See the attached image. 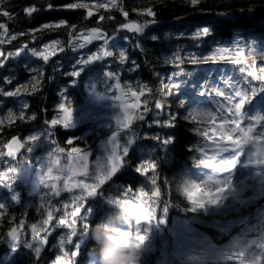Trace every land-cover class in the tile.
<instances>
[{"label": "trees", "instance_id": "obj_1", "mask_svg": "<svg viewBox=\"0 0 264 264\" xmlns=\"http://www.w3.org/2000/svg\"><path fill=\"white\" fill-rule=\"evenodd\" d=\"M76 2L7 0L3 6L15 14V19L7 21L0 15V22L9 24V33L0 37V51L5 56L17 52H22V55L0 66V88L8 91L21 84L26 87L21 95L0 94V119L4 121L0 124V152L6 153L5 145L12 136L21 139L22 149L14 160L9 155L0 154V169L4 170L12 161L14 164L32 161L33 153L37 154L35 145L39 142H51L63 154L66 148L71 149L67 155L91 152L95 156L100 145L120 131L113 120L85 122L72 129L65 128L61 120L48 124V120L60 115L58 106L64 108L65 100L74 108L83 105L85 87L93 74L99 73L101 85L109 80V72L118 77L125 89L126 83L131 82L137 90L132 94L139 97L140 103L147 105L143 111L148 118L145 119L140 108L137 110L128 127L134 142L121 153L125 170L112 176L101 186L96 198L87 202V209L77 220L73 240H61L63 236L59 239L64 232L57 228L55 220L51 222L55 231L47 237L42 250L29 247L34 245L32 235L36 232L33 229L41 223L37 209L31 205L33 201L26 196L23 199L29 206H17L9 192H1L4 221L0 224V262L2 256L9 252L6 240L18 227L21 243L5 264H159L158 251L137 253L132 250L118 256L112 254L107 224L116 222L124 194L140 192L158 196L166 213V233L173 229L175 223L190 222L216 245L229 243L238 233V228L223 234L199 221L249 218L264 207V197L237 211L219 214L205 213L191 201L190 173L206 165V152L195 125L185 116L190 100L200 96L196 89L207 85L209 79H215L216 73L225 66L210 53L216 55L225 49L243 51L248 54L246 59L251 67L254 62L264 65V0H111L112 7L123 10L128 18L119 10H96L95 3L108 0H85L93 7L91 18L87 17L86 9L62 7ZM49 3L54 7L48 9ZM29 5H35L37 10L27 13L26 6ZM145 11L149 15H145ZM100 13L112 15L115 19L99 22L95 17ZM61 19L77 24L78 29L102 23L108 28L104 33L107 43L100 41L80 48L69 42L72 37L68 26L41 28L42 25L57 24ZM130 24L149 25L150 28L140 35L126 30ZM93 30L100 32L98 28ZM53 40L61 41L62 50L46 59L44 46ZM95 53L100 55L91 60ZM77 71L79 75H72ZM5 77L11 83H6ZM27 85L36 91L28 94ZM144 85L153 93L141 101L147 90L139 91V86ZM28 104L29 108L25 109ZM9 110L17 115L25 111L24 119L9 122ZM33 114L35 118L29 119ZM29 137L35 138L29 140ZM121 142L126 145L127 139L122 138ZM234 179L237 188L250 185L245 195L257 186L252 185L247 173L237 174ZM57 202L55 208H60ZM11 217H15L18 225L10 223ZM40 229L38 234L44 235L46 230Z\"/></svg>", "mask_w": 264, "mask_h": 264}, {"label": "rangeland", "instance_id": "obj_2", "mask_svg": "<svg viewBox=\"0 0 264 264\" xmlns=\"http://www.w3.org/2000/svg\"><path fill=\"white\" fill-rule=\"evenodd\" d=\"M226 17L233 18L232 15ZM149 28V25L130 24L126 30L143 35ZM89 35L97 39L86 46L100 41L107 43L104 35H100L96 30L91 31ZM213 53L210 55L218 59V62H224L225 66L216 73L218 75L215 79H209L206 81L207 85L201 84L202 86L196 89L200 96L190 100V109L185 118L195 124L206 152V165L199 167V171L190 173L191 201L205 213L219 214L237 211L249 202L259 201L264 197V153L260 151L264 150V65L254 62L251 67L246 59L249 56L243 51L225 49L216 55ZM241 53L243 55H239ZM20 55L22 52L0 59L15 60ZM107 75L109 80L101 85L99 73L93 74L85 87L86 98L83 105L71 108V121L61 120L67 129L85 122L105 120H113L121 128L118 133L100 145L95 156H92L91 168L86 176L80 177L79 180L71 179L67 165L72 155L57 152V148L51 142L37 143L35 145L37 154L33 153L32 161L26 160L21 164H14L15 161H12L11 165L6 166L15 169L14 178L0 183V193L9 192L17 206L23 204L25 207L28 202L23 197L27 196L33 201L31 205L37 209L40 216V225L33 229V232H36L32 235L34 245L29 246L35 250L41 251L47 237L54 233L55 225L50 223L54 216L57 228L64 232L59 239L63 236L61 240L67 238L73 240L82 209H87V202L96 198L101 186L112 177L114 157L123 158L122 151H127L134 142L133 134L128 127L140 108L139 97L132 94L135 96V102L128 105L132 110L126 112L119 99L122 95L121 89L116 87L118 77L110 75V72ZM123 98L132 102L130 96L124 95ZM61 110L64 113L69 111L66 105ZM60 115L62 116V113ZM69 123L71 126L67 127ZM237 130L240 135L232 139L228 133ZM221 132L224 135H220ZM217 136L220 138L216 139ZM242 136L245 137V141L239 144ZM122 138L127 139L126 145L121 142ZM226 138L232 140V143H226ZM113 139L118 141V149L111 147L110 142ZM21 152L22 149H17L9 156L14 160ZM81 153L77 152L76 155ZM233 160L235 163L231 169L217 168L219 164ZM0 172L3 170L0 169ZM101 173H104V178H100ZM240 173H247L252 185L257 184L249 195L245 194L250 185L240 188L235 185L234 176ZM92 184L96 187H91ZM198 185L217 186L216 192L223 187L227 192L225 202L219 207L211 204L213 198L219 202L224 193H221V196H215L214 192H204L201 195ZM73 189L76 196L71 204H68ZM122 198L116 222L107 224L113 255L118 256L132 250L137 253L158 251L161 261L159 264H186L204 256L220 258H208L202 264H264V207L249 218L199 221L200 224H207L223 234L238 228V233L229 243L216 245L190 222L175 223L172 230H167L170 232V236H167L166 213L161 208L157 195L147 196L140 192L124 194ZM56 201L58 206L63 204V212L59 211L60 208H55ZM1 209L2 207L0 212ZM144 218L147 220L144 221ZM40 227L46 230L44 235L38 234ZM19 233L18 227L11 231L12 237L5 242L9 252L2 256L0 264H5L10 255L15 253L21 243Z\"/></svg>", "mask_w": 264, "mask_h": 264}, {"label": "snow or ice", "instance_id": "obj_3", "mask_svg": "<svg viewBox=\"0 0 264 264\" xmlns=\"http://www.w3.org/2000/svg\"><path fill=\"white\" fill-rule=\"evenodd\" d=\"M6 3H7V0H0V15H2L4 18H6L7 21H13L15 19V14L12 11H10L9 9L3 7ZM53 7H54L53 4H50V3L47 4V8L48 9L53 8ZM62 7L66 8V9H86L87 10V17H89V18L93 17V7H91L88 2H85V0H77L76 3H68L66 5H63ZM95 8H96L97 11H99L100 9H115V10L121 11V14L124 15V11L123 10H121L119 8L112 7L111 0H108V2L95 3ZM36 10H37V7L35 5L26 6V12L27 13H31V12H34ZM137 11H139V10H137ZM144 14L145 15H149V13L147 11H145ZM153 14L154 13L152 11L151 15H153ZM95 18L99 22H104L106 19H115L114 16H112V15L111 16H108V15L106 16L103 13H100ZM125 18H128V17L125 16ZM99 22L95 26L82 27V28L78 29L77 24H69V21H67L65 19H61V20H59V22L57 24L42 25L41 28L42 29L43 28H53V27H59L61 25L68 26L69 30L71 31V37H72V39L69 42H74V43L77 44L78 47L83 48L87 44H89L91 42H94L97 39V38H93V37H91L89 35L93 28H98L100 30V35H104V33L108 32V28L106 26H103V24L99 23ZM8 33H9V24L7 22H0V37H4V36H6L5 34H8ZM12 35L14 36L15 34L13 33ZM85 37H87V39H85ZM105 39H107V37H105ZM59 50H62L61 41L60 40H53V41H50L48 43V45L44 46L43 55L45 56L46 59H50V57L56 55L57 51H59ZM99 55H100V53H95V54L91 55V60H96ZM239 55H243V54L241 53ZM4 56H5V53L3 51H0V57H4ZM121 59H123V57H121ZM4 63H5V60L4 59H0V66H2ZM72 75L77 76V75H79V72L78 71L77 72H73ZM110 75H115V74L114 73H110ZM37 79H39V77H37ZM5 82L6 83H11V81L9 80L8 77H5ZM117 82L118 83L116 84V87L121 89V92H122V95H121V97H119V99H121V102L124 105L125 111L126 112L131 111L132 109H130L128 107V105L135 102V96L132 95V92H135L137 90H136V88H134L132 86L131 82L126 83L127 84V89H125L122 86V84L120 83L119 80H117ZM40 83H41V80H40ZM39 84H37V85H39ZM37 85H36V87H37ZM25 87H26L25 85L21 84V85H17L15 87V89L8 90V91H4V89L0 88V94L6 95V96L21 95L22 93H25ZM27 87L29 88V91L27 92L28 94L34 93L36 91V89L34 91L31 90V85H27ZM142 89L147 90L145 92V95L141 96V101H144L146 96L149 95V94H152L153 91H152V89L148 88L147 85H144L143 87L139 86V91L142 90ZM124 95H127L128 97L130 96L132 102H129V100L125 101L124 98H123ZM63 104L67 106V108L69 110L68 113H64L61 110L60 106H58V109L60 110V113H62V116L59 115L56 118H52V119L48 120V124L51 125V121H53V120L68 119L69 121H71V119H72V117H71V108H72L71 104H69L66 100H65V102ZM152 104L155 105V101L154 100L152 101ZM146 107H147V105H145L142 102L141 105H140L139 111L144 116H145V113H144L143 110ZM28 108H29V104L25 106V109H28ZM149 111H147V112H149ZM14 116H15V118H13ZM24 117H25V111L21 115L14 114L12 112V110L8 111V120H9V122H11L13 119H17V118L18 119H24ZM30 118L34 119L35 118V114H33L32 117H29V119ZM146 118H148V117L145 116V119ZM191 119H192V117H191ZM3 123H4L3 119H0V124H3ZM70 126H71V123H69L67 125V127H70ZM232 127H234V125ZM217 131L219 132V129ZM228 134L232 137V139H235L236 136L240 135V132H239V130H237L236 132H229ZM209 135H211V133H209ZM220 135H224V133L221 132ZM34 138L35 137H29L28 139L29 140H34ZM219 138H220L219 136L216 137V139H219ZM20 140L21 139L19 137L12 136L11 139L9 140L10 143L8 141L7 144L5 145V147L7 149L6 153L5 152H0V154L10 155L11 152H15L17 149H21ZM244 141H245V137L242 136L241 137V141L239 142V144H242ZM225 142L228 143V144H231L232 140L226 138ZM69 143H71V141H69ZM78 151H82V150L78 149ZM57 152H59V149H57ZM69 152H71V149L70 150H68L66 148L64 149V153L66 155ZM71 158H72V163L67 165V169H68V172L70 173L71 179L79 180L80 177L86 176L87 173H88L89 165L85 169L79 168L76 165V159H77L76 154L72 153V157ZM85 158H88V157L86 156ZM81 163H83V161H81ZM234 163H235L234 160L230 161V162H225V163L219 164L217 166V168L221 169V170L231 169L233 167ZM139 171L142 172L143 168L140 167ZM14 172H15V169H9V168L6 167L3 170V172H0V183H3L5 180H9L10 181L11 179H13L14 178ZM78 172L80 173L79 176H77ZM77 177H79V178H77ZM100 178H104V173L100 174ZM91 187H96V185L92 184ZM197 187L200 188L201 195L204 192H214L215 196H221V193H224V195L221 197L219 202L215 198L212 199L211 204L216 205V207L221 206L225 202V200L227 198L226 197L227 192H225V189L223 187H220V190L218 192L215 191V188L217 186L216 187H205L203 185H198ZM74 190L75 189L72 190L73 194H72L71 198L67 201L68 204H71V201L76 196ZM59 206H60V210L59 211L63 212L64 211L63 210V204H60ZM0 207H3V206H0ZM85 207H86V204H85ZM207 208H208V206L206 205L205 209H207ZM68 210L70 211L71 209L69 208ZM83 210L84 209H82V211ZM141 211H143V209H141ZM55 219H56V217L54 216V218H53V220L51 222H54ZM3 221H4V213L0 212V224H3ZM10 223L18 225L19 222L16 221L15 217H11L10 218ZM69 223H70V221H69ZM11 229H12V227L9 228V230H11Z\"/></svg>", "mask_w": 264, "mask_h": 264}, {"label": "water", "instance_id": "obj_4", "mask_svg": "<svg viewBox=\"0 0 264 264\" xmlns=\"http://www.w3.org/2000/svg\"><path fill=\"white\" fill-rule=\"evenodd\" d=\"M110 145L113 149H118V147H119V143L115 139L111 140ZM260 151L262 153H264L263 149H261ZM86 156L88 158H85ZM92 156L93 155L91 152H83L81 154H77L76 155V157H77L76 165L82 169L87 168V166L89 165V167H88V172H89L90 168H91ZM81 161H83V163H81ZM71 163H72V158L69 159L68 164H71ZM124 170H125V162H124L123 158L119 157V156H115L113 159V162H112L111 175L112 176L120 175L121 173H123ZM67 171H68V169H67ZM79 175H80V173L78 172L77 176H79ZM144 220H147V219L144 218ZM212 257L216 258L219 256H207L206 258H212ZM206 258H203L202 260H198V261H191L188 264H199V263L204 262Z\"/></svg>", "mask_w": 264, "mask_h": 264}, {"label": "bare ground", "instance_id": "obj_5", "mask_svg": "<svg viewBox=\"0 0 264 264\" xmlns=\"http://www.w3.org/2000/svg\"><path fill=\"white\" fill-rule=\"evenodd\" d=\"M190 108H188V110H189ZM195 125V124H194ZM195 128H196V126H195ZM196 130H197V128H196ZM198 132V131H197ZM201 137V136H200ZM202 139V138H201Z\"/></svg>", "mask_w": 264, "mask_h": 264}]
</instances>
